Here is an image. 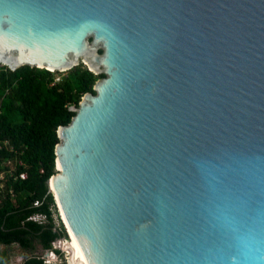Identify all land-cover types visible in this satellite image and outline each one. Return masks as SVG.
<instances>
[{"label":"water","instance_id":"95a60500","mask_svg":"<svg viewBox=\"0 0 264 264\" xmlns=\"http://www.w3.org/2000/svg\"><path fill=\"white\" fill-rule=\"evenodd\" d=\"M80 62L54 162L83 263L264 264V0H0V65Z\"/></svg>","mask_w":264,"mask_h":264},{"label":"trees","instance_id":"16d2710c","mask_svg":"<svg viewBox=\"0 0 264 264\" xmlns=\"http://www.w3.org/2000/svg\"><path fill=\"white\" fill-rule=\"evenodd\" d=\"M64 72L55 80L58 71L29 65L10 70L0 65V141L7 140L13 147L12 151L0 149V171H4L0 245L16 243L29 250L35 242L48 250L53 240L66 236L52 223L55 195L46 183L57 173L56 130L74 115L70 107L78 104L84 92L94 94V82L104 76L91 72L81 62ZM7 159H12L11 165L6 164ZM22 172L24 178L19 177ZM32 213H43L46 223L27 220ZM8 252L0 250V264H9ZM23 264H42V260L30 256Z\"/></svg>","mask_w":264,"mask_h":264},{"label":"built area","instance_id":"2783aa9c","mask_svg":"<svg viewBox=\"0 0 264 264\" xmlns=\"http://www.w3.org/2000/svg\"><path fill=\"white\" fill-rule=\"evenodd\" d=\"M3 148L7 149L8 151L13 150V147L9 144L7 140L0 141V149H3ZM18 163L21 164V161L18 160ZM6 164L11 165L12 159H7ZM25 175L26 174L22 172L19 174V177L24 178ZM3 180H4V171H0V188H2L4 185ZM37 203L38 202H35L34 204L36 205ZM27 220L36 222L38 223V225H44L47 219H46V216L43 215V213H32L27 217ZM68 240L70 242V238L68 234L65 237H60V238H56L55 240H53L50 244V249L44 250L42 255H40L42 264H69L68 260H69L70 255L68 254V251L62 249L59 246V245H63V243H66ZM23 263H24V260H19L18 263H10L9 261V264H23Z\"/></svg>","mask_w":264,"mask_h":264},{"label":"rangeland","instance_id":"374dc122","mask_svg":"<svg viewBox=\"0 0 264 264\" xmlns=\"http://www.w3.org/2000/svg\"><path fill=\"white\" fill-rule=\"evenodd\" d=\"M58 72L59 73H54L55 80H58L59 77L65 75L64 71H58ZM56 205H55V211L53 212V215H52V219H53L52 223H54L55 227H57L59 230H62L64 233V231L66 232V230H64L65 226H64L62 219L60 217V212L58 211V206H56ZM64 234L67 235V232ZM32 245H33V247L28 250V249H24V248L20 247L16 243H12L9 246L0 245V250L5 249V250L9 251L8 253H9L10 263H18L19 260L25 261V259L30 257V256H39L40 257V255H42L44 250L39 246V244L34 242Z\"/></svg>","mask_w":264,"mask_h":264},{"label":"bare ground","instance_id":"6f19581e","mask_svg":"<svg viewBox=\"0 0 264 264\" xmlns=\"http://www.w3.org/2000/svg\"><path fill=\"white\" fill-rule=\"evenodd\" d=\"M49 188L51 189V193L53 192L55 195V202L57 206L59 207V198H58V174H54L48 181ZM59 209V208H58ZM70 242L69 240L66 243H63V245H59L62 249L68 251V254L71 257V261L69 264H84L77 249L76 246L69 234ZM54 261V260H53Z\"/></svg>","mask_w":264,"mask_h":264}]
</instances>
